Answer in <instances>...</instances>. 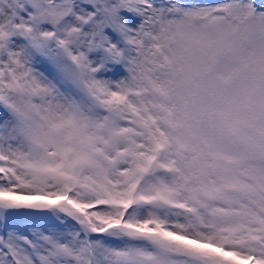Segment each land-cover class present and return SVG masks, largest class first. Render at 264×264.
I'll return each instance as SVG.
<instances>
[{"label": "snow or ice", "instance_id": "obj_1", "mask_svg": "<svg viewBox=\"0 0 264 264\" xmlns=\"http://www.w3.org/2000/svg\"><path fill=\"white\" fill-rule=\"evenodd\" d=\"M0 264H264V0H0Z\"/></svg>", "mask_w": 264, "mask_h": 264}]
</instances>
